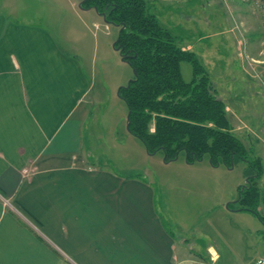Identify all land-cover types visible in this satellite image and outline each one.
<instances>
[{
	"label": "crops",
	"instance_id": "crops-1",
	"mask_svg": "<svg viewBox=\"0 0 264 264\" xmlns=\"http://www.w3.org/2000/svg\"><path fill=\"white\" fill-rule=\"evenodd\" d=\"M90 88L46 26L0 11V264H214L165 229L145 179L90 162Z\"/></svg>",
	"mask_w": 264,
	"mask_h": 264
},
{
	"label": "rangeland",
	"instance_id": "rangeland-1",
	"mask_svg": "<svg viewBox=\"0 0 264 264\" xmlns=\"http://www.w3.org/2000/svg\"><path fill=\"white\" fill-rule=\"evenodd\" d=\"M82 1L0 0V11L23 25L46 26L61 49L81 58L91 86L83 129L84 150L92 152L90 162L145 179L155 190L165 229L186 241L193 255L206 259L211 246L218 253L214 264L264 260V222L239 210L237 201L238 188L246 187L250 177V186L258 194L264 192V2L258 6L238 2L251 10L246 18L233 16L227 3L219 0H157L162 5V11L156 12L162 17H158L160 25L170 29L181 46L193 47L216 96L226 106L233 134L248 148L246 162L235 159L230 167H214L206 156L186 162L184 153L164 161L162 153L148 154L143 143L130 135L128 109L119 90L134 72L114 47L119 29L94 10L81 8ZM242 37L246 50L241 55L238 41ZM181 74L185 82L191 81L188 62L181 63ZM256 158L260 163L253 168ZM253 205L264 218L262 204Z\"/></svg>",
	"mask_w": 264,
	"mask_h": 264
},
{
	"label": "trees",
	"instance_id": "trees-1",
	"mask_svg": "<svg viewBox=\"0 0 264 264\" xmlns=\"http://www.w3.org/2000/svg\"><path fill=\"white\" fill-rule=\"evenodd\" d=\"M155 4V0L82 3L84 9L97 8L105 14L107 24L119 29L115 47L135 73L129 86L119 90L130 119L127 131L149 153H162L165 161L184 153L189 163L206 156L214 167H230L235 159L246 162L248 148L233 134L226 106L216 96L208 72L194 52L184 49L177 37L160 25ZM182 62L191 65L189 82L182 78ZM255 163H260L259 158L251 167ZM254 173L259 176V170ZM250 185L242 191L238 188L239 210L264 222L253 205L264 207V192L258 194Z\"/></svg>",
	"mask_w": 264,
	"mask_h": 264
},
{
	"label": "built area",
	"instance_id": "built-area-1",
	"mask_svg": "<svg viewBox=\"0 0 264 264\" xmlns=\"http://www.w3.org/2000/svg\"><path fill=\"white\" fill-rule=\"evenodd\" d=\"M221 2L227 3L229 0H219ZM239 2L242 3H250L252 5H256L258 6L259 4H262L264 2V0H238ZM246 50V40L244 37H242L239 41H238V51L242 54L245 53ZM253 61V60H252ZM248 65L251 64L250 59L247 60ZM260 63V61H259ZM29 171L26 169L23 171L24 174H27ZM5 203H8L7 200H5ZM255 264H264V260H258Z\"/></svg>",
	"mask_w": 264,
	"mask_h": 264
},
{
	"label": "water",
	"instance_id": "water-1",
	"mask_svg": "<svg viewBox=\"0 0 264 264\" xmlns=\"http://www.w3.org/2000/svg\"><path fill=\"white\" fill-rule=\"evenodd\" d=\"M84 1L85 0H83L82 2H81V4H80V7L81 8H83L82 7V3H84ZM84 9V8H83ZM90 9V8H89ZM88 9V10H89ZM95 12H97L99 15H101L103 18H104V20H105V14L104 13H99L98 12V10H97V8H94L93 9ZM114 47H115V45H114ZM117 50H119L120 51V48L119 47H115ZM121 56H122V59L123 60H125L124 59V55L121 53ZM134 72V71H133ZM135 74V73H134ZM132 81V80H131ZM130 81V82H131ZM130 82L125 86L126 88L129 86V84H130ZM129 125H130V119H129V114L127 115V118H126V127H127V130H129ZM146 152L148 153V154H151V153H149L148 152V150L146 149ZM187 156V155H186ZM186 156H185V158H186ZM176 159V158H175ZM174 159V160H175ZM200 160H202V159H200ZM164 161H165V158H164ZM250 184V181H249V178L247 179V181H246V185H249ZM245 188V185L243 186V187H241V189H240V191H242L243 189ZM240 197H241V193L239 192V194H238V198H237V201H239L240 200Z\"/></svg>",
	"mask_w": 264,
	"mask_h": 264
},
{
	"label": "flooded vegetation",
	"instance_id": "flooded-vegetation-1",
	"mask_svg": "<svg viewBox=\"0 0 264 264\" xmlns=\"http://www.w3.org/2000/svg\"><path fill=\"white\" fill-rule=\"evenodd\" d=\"M249 181H250V183H251V177L249 178ZM246 186H249V185H246Z\"/></svg>",
	"mask_w": 264,
	"mask_h": 264
},
{
	"label": "bare ground",
	"instance_id": "bare-ground-1",
	"mask_svg": "<svg viewBox=\"0 0 264 264\" xmlns=\"http://www.w3.org/2000/svg\"><path fill=\"white\" fill-rule=\"evenodd\" d=\"M187 162V161H186Z\"/></svg>",
	"mask_w": 264,
	"mask_h": 264
}]
</instances>
